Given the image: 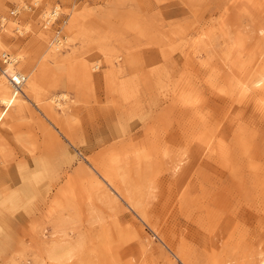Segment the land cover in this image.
<instances>
[{"label":"rangeland","instance_id":"obj_1","mask_svg":"<svg viewBox=\"0 0 264 264\" xmlns=\"http://www.w3.org/2000/svg\"><path fill=\"white\" fill-rule=\"evenodd\" d=\"M3 54L0 264L264 262V0H0Z\"/></svg>","mask_w":264,"mask_h":264},{"label":"bare ground","instance_id":"obj_2","mask_svg":"<svg viewBox=\"0 0 264 264\" xmlns=\"http://www.w3.org/2000/svg\"><path fill=\"white\" fill-rule=\"evenodd\" d=\"M44 15V14H43ZM46 16V14H45ZM49 16H53L52 13L50 12L49 13ZM50 19V18H49ZM52 19V18H51ZM48 19H46V22H47ZM60 41H58V39H55L51 42V50L53 51H56L60 48ZM12 63L11 64H8V66H6V68L4 67V69L7 70L8 74L11 75L13 78L15 77L16 73H19L20 75L24 76L25 77V80H24V83L26 81V77L28 75H30L31 72H27V76L23 73H20V72H17L14 70V66H15V62L16 60L18 59L17 56H13L12 58ZM3 69V70H4ZM34 77V76H33ZM17 79V78H15ZM37 80V79H36ZM23 83V85H24ZM28 85L27 88L24 89V91L21 93H19V91H17V89L14 87V83L12 82V80L9 78V76L3 71V74H2V78H1V81H0V104L3 105L6 110L5 111H0V123L2 122V120L5 118L6 116V113H7V110L15 105H18L20 103H22L24 100H23V96H22V93L25 94V96L29 97V95L34 92L36 90V86H35V80H32L30 82H27ZM22 88V86H21ZM27 189V187H26ZM12 193V192H11ZM10 194V193H9ZM7 198V197H6ZM11 199V198H10ZM10 201V200H8ZM1 230V228H0ZM3 231V230H2ZM1 234V233H0ZM2 240V239H1ZM4 240L5 238L3 239L2 242H0V249L4 246ZM2 250V249H1ZM54 253V252H53ZM56 253H54L55 255ZM58 254V253H57ZM56 254V255H57ZM53 255V254H52ZM55 255V256H56ZM54 256V257H55ZM3 258V257H2ZM58 258V256H57ZM55 259V258H54ZM261 264H264V262H262Z\"/></svg>","mask_w":264,"mask_h":264},{"label":"built area","instance_id":"obj_3","mask_svg":"<svg viewBox=\"0 0 264 264\" xmlns=\"http://www.w3.org/2000/svg\"><path fill=\"white\" fill-rule=\"evenodd\" d=\"M54 11H51L52 15H54ZM55 16V15H54ZM46 19H49V15L47 16ZM46 19H45V22L44 24L47 25L49 24V22H46ZM47 23V24H46ZM12 57H10L8 54H3L2 55V61H3V65H5L4 67L6 68V66H8V64H11L13 61L11 59ZM4 69V68H3ZM8 76L9 78L12 80V82L14 83V87L17 89V91H21V86H23V83H24V80H25V77L20 75L19 73H16L15 77L13 78L11 75L8 74L7 70L4 69L3 70ZM17 78V79H15Z\"/></svg>","mask_w":264,"mask_h":264}]
</instances>
